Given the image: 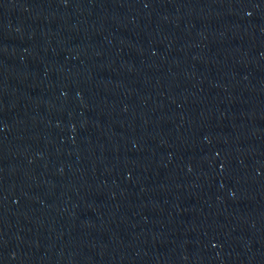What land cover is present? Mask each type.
<instances>
[{
    "label": "water",
    "instance_id": "obj_1",
    "mask_svg": "<svg viewBox=\"0 0 264 264\" xmlns=\"http://www.w3.org/2000/svg\"><path fill=\"white\" fill-rule=\"evenodd\" d=\"M214 0H0V264L108 163Z\"/></svg>",
    "mask_w": 264,
    "mask_h": 264
}]
</instances>
